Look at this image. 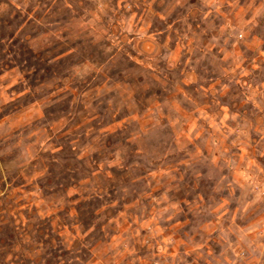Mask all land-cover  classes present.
Wrapping results in <instances>:
<instances>
[{
  "label": "clouds",
  "instance_id": "obj_1",
  "mask_svg": "<svg viewBox=\"0 0 264 264\" xmlns=\"http://www.w3.org/2000/svg\"><path fill=\"white\" fill-rule=\"evenodd\" d=\"M0 264H264V0H0Z\"/></svg>",
  "mask_w": 264,
  "mask_h": 264
},
{
  "label": "rangeland",
  "instance_id": "obj_2",
  "mask_svg": "<svg viewBox=\"0 0 264 264\" xmlns=\"http://www.w3.org/2000/svg\"><path fill=\"white\" fill-rule=\"evenodd\" d=\"M43 231V230H42Z\"/></svg>",
  "mask_w": 264,
  "mask_h": 264
}]
</instances>
